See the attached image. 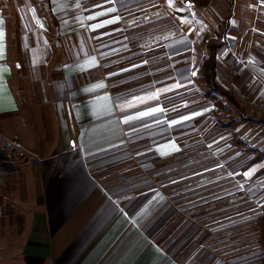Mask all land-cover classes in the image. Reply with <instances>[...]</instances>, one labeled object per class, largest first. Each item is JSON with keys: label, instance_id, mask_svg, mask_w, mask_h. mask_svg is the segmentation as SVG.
Segmentation results:
<instances>
[{"label": "crops", "instance_id": "0c3cea01", "mask_svg": "<svg viewBox=\"0 0 264 264\" xmlns=\"http://www.w3.org/2000/svg\"><path fill=\"white\" fill-rule=\"evenodd\" d=\"M153 1L0 0V264H185L171 239L177 222L191 218L183 210L175 222L178 199L159 182L146 194L142 184L130 183L125 168L133 162L198 158V193L215 188L217 219H254L258 207L264 213V52L255 43L243 50L221 43L217 54V79L240 106L229 129L234 148L220 143L229 131L211 117L210 98L188 71L202 67L216 37L194 36L186 13L180 40L166 41L169 57L181 59L168 85L153 88L150 99L118 98L103 42L116 43L118 31L125 36L129 13L152 11ZM98 84L104 87L86 91ZM181 90L191 100L178 113L177 101L162 98ZM240 172L247 183L239 184ZM253 247L246 261H233L242 252L232 251L235 259L223 254L215 262L264 264V243Z\"/></svg>", "mask_w": 264, "mask_h": 264}, {"label": "rangeland", "instance_id": "374dc122", "mask_svg": "<svg viewBox=\"0 0 264 264\" xmlns=\"http://www.w3.org/2000/svg\"><path fill=\"white\" fill-rule=\"evenodd\" d=\"M212 1L172 0L170 6L169 0H154L152 4L156 6L152 11H148L146 7L144 9L141 7L138 13L135 11L129 13L130 16L125 24L127 27L125 36H119L120 32L118 31V35L111 37V41H116V43L107 45L105 43L107 40H105L102 45V47L105 46L109 49L104 51L106 56H103V62L107 63L114 74L118 98L123 100L132 97L150 99L153 88L155 90L157 87L163 88L168 85L172 78V65L175 64L178 67L181 59H179L180 56H174L173 59L171 56L169 57L166 41L174 38H177V42L180 40L179 37L183 35L184 31L185 13L187 16L190 15L189 18L186 16V20L191 22V31L196 37L205 31L208 36L216 37L214 39L216 42L219 41L222 44L233 42L235 45L237 43L236 48L240 47L242 50L255 43L258 47L257 51L264 52V0H233L232 5L229 0H214L211 3ZM167 5L170 8L174 7V10L168 11ZM226 7L227 10L230 8L229 13L223 17L221 14ZM251 9H254L255 12ZM230 12L231 15L229 16ZM251 20L256 22L255 27L251 25ZM188 21L185 24L187 29ZM141 23L144 27L136 29V25L139 27ZM254 28L256 34L253 32ZM253 33L255 36L251 37ZM232 39L236 40L232 41ZM238 41L241 43L238 44ZM252 50L253 48H251ZM197 68L198 65L195 68L197 74L193 76V79L197 87H200V84L202 85L199 75L201 67L199 70ZM197 89L200 91L199 88ZM199 91L195 92L198 97ZM183 93L182 90L175 91L169 95L165 94L162 99L177 101L175 111L182 113L184 102L191 100L189 92H186V95ZM200 99L199 97L198 100ZM209 103L213 108L211 117L220 122L223 130L229 131L227 136L220 140V143L223 142L224 148H234L235 145L232 143V134L229 129L234 125L233 121L238 118L239 113L231 107L223 111L212 98ZM223 118L232 120L224 121ZM261 132H264V129ZM235 141L237 140L233 142ZM238 154L241 156H237L240 162L246 161L245 154L241 152ZM125 169L133 177V181L129 182L142 184L140 190L144 194L149 193L153 183L157 181L167 195L178 199L177 202L175 201L177 203L175 222L179 215H183V210L191 218L177 222V226L180 228L175 237L172 236L171 239L176 243L175 253L177 257L181 258L185 264H205L206 261V264H217L215 261L222 259L223 254L228 259L233 260L236 255L232 251L240 254L242 252L241 258L233 261L239 259L246 261L248 250L250 254L254 250L253 244L264 243V213L258 215L261 208L256 209V218L254 219H252L253 214H250L249 218L247 215H228L225 217V221L217 219L219 206L215 203V188L209 187L206 194L203 192L202 196L198 193L200 191L198 158L191 156L178 160L174 164H159L152 161L136 164L133 162ZM231 176H227L229 178L225 180L231 181L229 180ZM238 179L239 184L247 183V179L242 176L241 172ZM261 183L264 184V182ZM244 204L247 205V203ZM244 209L246 213L247 207ZM257 216L259 217L257 218ZM172 222L173 220H170V223ZM189 222L191 223L190 228H188ZM251 227H256L260 234L255 235ZM165 245L172 248L170 242H165Z\"/></svg>", "mask_w": 264, "mask_h": 264}, {"label": "trees", "instance_id": "16d2710c", "mask_svg": "<svg viewBox=\"0 0 264 264\" xmlns=\"http://www.w3.org/2000/svg\"><path fill=\"white\" fill-rule=\"evenodd\" d=\"M230 3L232 5L233 0H230ZM230 15L231 12L229 16ZM220 47L221 43L217 42L210 43L208 45L209 56L203 63L199 74L204 90H206L204 94L206 97L210 99L212 98L223 111H226L229 107L239 111L240 106L234 95L225 88L222 82H219L217 79V54Z\"/></svg>", "mask_w": 264, "mask_h": 264}, {"label": "snow or ice", "instance_id": "6c2138e0", "mask_svg": "<svg viewBox=\"0 0 264 264\" xmlns=\"http://www.w3.org/2000/svg\"><path fill=\"white\" fill-rule=\"evenodd\" d=\"M106 2H108V3H116V2H123V0H106ZM171 3H172V0H169V5L171 6ZM97 7H102V5H96ZM77 7H79V4H77ZM182 10V9H181ZM115 11H117V9L116 8H109V9H107L106 11H102V12H99V13H96V16H103V15H107L108 13H111V12H115ZM95 17H93V16H89V17H87V19H89V20H91V19H94ZM119 19H120V17H114L112 20H107V21H104L103 22V24H101V25H93L92 26V29L95 31L97 28H99V27H103V26H105V25H107V24H111V23H114V22H118L119 21ZM0 23H2V21H0ZM41 27H42V25H41ZM0 36H2V30H0ZM90 66H96V62H95V58H92V60L90 61ZM190 73H191V75L192 76H195L196 74H197V72L196 71H192L191 69H189L188 70ZM184 78H187V77H184ZM177 86H179V85H177ZM102 87H104V85L103 84H98V85H95L94 86V88L93 89H88V90H86V91H92V90H94V89H99V88H102ZM153 111V113H155V112H159V111H162L161 109H153L152 110ZM142 116L143 115H148L147 113H142L141 114ZM185 119H187V117L185 118ZM174 150H177L178 151V148H176V146L175 145H172L171 146ZM251 171H255V169H252ZM251 171L249 172V173H246L245 175L246 176H248V175H251Z\"/></svg>", "mask_w": 264, "mask_h": 264}]
</instances>
